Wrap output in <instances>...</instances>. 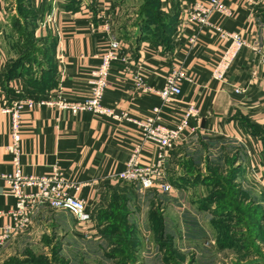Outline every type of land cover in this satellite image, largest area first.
Here are the masks:
<instances>
[{
    "label": "crops",
    "instance_id": "1",
    "mask_svg": "<svg viewBox=\"0 0 264 264\" xmlns=\"http://www.w3.org/2000/svg\"><path fill=\"white\" fill-rule=\"evenodd\" d=\"M7 1L0 0V71L9 58L4 42L10 30L6 17L13 13L9 7L11 2L7 5ZM129 1L26 0L33 37L47 44L52 71L48 86L41 92L29 89L21 77L9 80L5 84L8 93L0 90V109L13 99L36 100L47 92L58 90L68 100L84 97L88 71L98 64L107 42L105 24H108L109 33L118 39L120 51L108 68L101 100L103 106L127 111L134 119L146 117L153 108L160 106V101L152 93L136 90V78L143 86L157 90L172 70H182L185 79L178 83L180 92L160 108L159 121L173 126L184 108L193 104L199 122L189 120L186 139L165 153L166 180L173 188L171 192L160 195L163 193L141 191L134 185L112 180L110 175L123 168L130 147L138 142V131L129 122L107 121L86 112L69 116L43 105L22 110L19 113V162L22 175L43 176L54 167L65 179L79 185L75 195L84 202L90 214L87 237L101 239L108 225L101 219L103 216L130 223L128 226L121 223L122 229L116 226L114 235L123 229L128 235L149 232L147 219L151 207L157 214L161 230L172 216L171 231L185 230L190 239L188 243L195 245L197 231L202 230L198 215L216 213L218 209L212 203L202 207L200 200L196 202L197 197L204 199L206 194L200 189L197 191L200 194L195 195L196 190L192 189L194 186L200 188L199 181H192V174L185 172L188 166L192 168L193 159H197L196 163L202 167L200 170L206 174L220 163L221 157L232 159L239 172L235 177V190L256 198L262 194V203L258 198L253 205H264V66L259 64L257 52L242 47L229 65L224 80L215 81L211 78V69L224 42L210 29L198 31L192 25L178 27V16L183 9L191 2L205 0H157L164 24L173 22L172 28L168 27L167 33L162 34L166 39L163 44L155 42L150 29L132 28L122 21L123 9L129 7ZM221 1L228 6L230 16L221 19L211 14L209 20L220 29L238 33L248 45L261 49L264 46V0ZM190 38L194 39L192 43ZM9 144L8 116L0 113L1 174L12 171L11 158L5 150ZM155 153L153 145L144 144L140 154L142 163L151 161ZM13 201L0 181V230L6 220L4 213L11 209ZM164 201L171 204V210ZM141 202L144 203L141 205ZM153 208H158L157 212ZM137 215L139 220H134ZM211 218L215 217L211 215ZM211 218L206 221L210 236L213 233ZM49 234H53V242L83 236L69 214L41 208L26 232L0 247V264L22 246V241H37ZM169 238L171 245L167 248L172 249L176 246L175 238L170 235ZM215 242L213 235L207 240V243ZM190 260L177 264H193Z\"/></svg>",
    "mask_w": 264,
    "mask_h": 264
},
{
    "label": "rangeland",
    "instance_id": "2",
    "mask_svg": "<svg viewBox=\"0 0 264 264\" xmlns=\"http://www.w3.org/2000/svg\"><path fill=\"white\" fill-rule=\"evenodd\" d=\"M9 2H11L9 7L13 14L6 17L10 30L4 40L9 53L8 67H12L14 62L20 60L24 70L19 71V77L23 79V83L29 89L32 88L33 83L38 82L41 83L38 88L42 87L52 71L48 46L33 37V25L30 24L29 19L25 18L28 16L26 0H8L6 4L10 5ZM150 2V0H130L129 7L123 9L122 21L128 22L132 28L139 27L142 22L138 21H142L145 11L153 9V4ZM196 160V158L193 159L190 163L192 168L188 166L185 171L192 174V181H199L200 188L194 186L192 189L196 190V196L200 194L197 191L205 190L206 198L197 197L196 202L200 200L199 205L202 207L212 203L217 207H214L215 209L221 210V215L218 218H216L218 213L215 214V212L198 215L197 219L200 220L202 230L197 231L198 241L195 245L188 243L190 239L185 230L171 231L174 222L172 216L168 217L169 221L166 223V228L161 230L159 238L157 231H154L155 223L159 222L156 216L151 215L150 207L147 219L149 232L145 230V232L128 235L126 229H123L122 232L114 235L113 230L116 226L121 228V223L123 226H128L130 223L119 218L103 216L101 219L106 220L108 225L101 233V239L86 235L77 239L69 238L67 241L60 238L53 242L54 236L49 234L37 241H22V246L3 259L1 264H177L178 261L188 259H191L193 264H264V205L261 204L260 207L253 205L258 198L262 200V194L256 198L247 195L246 192L235 190L237 189L235 177L239 172L233 165L232 159L221 157L220 163L216 167H211L208 174L200 170L202 167L196 163ZM195 195L193 196L196 197ZM148 197L145 195V198L148 199ZM143 203L141 202V205ZM163 204L171 210L169 202L164 201ZM185 207H188L187 204ZM153 210L157 212L158 208ZM211 215L215 218H211ZM138 217V215L134 217V220ZM208 217L211 218L213 232L211 236H214L215 243H207L211 237L206 224ZM169 235L175 238L176 248H167L170 244ZM219 241L221 243L218 244ZM108 246L110 248H107Z\"/></svg>",
    "mask_w": 264,
    "mask_h": 264
},
{
    "label": "built area",
    "instance_id": "3",
    "mask_svg": "<svg viewBox=\"0 0 264 264\" xmlns=\"http://www.w3.org/2000/svg\"><path fill=\"white\" fill-rule=\"evenodd\" d=\"M252 2L253 0H247ZM216 14L219 18H228L230 11L225 2L221 0H205L191 2L178 16V27L192 25L196 30L210 29L224 42L223 50L212 66L211 78L222 82L229 65L235 58L239 49L246 47L258 53V62L264 66V46L261 49L248 45L242 36L236 32H228L213 24L209 17ZM107 31V42L103 47L98 64L90 68L86 80L87 93L84 97L68 100L60 91L47 92L41 98L13 99L7 106L0 109V113L8 116L10 144L5 148L11 158L12 171L9 174L0 173V181L5 184L8 196L13 198L11 209L4 213L5 223L0 230V247L12 237L22 234L31 226V221L36 211L47 208L53 212H65L71 216L77 230L86 236L89 212L84 202L76 197L79 185L65 179L63 174L52 167L43 176L22 175L19 162V113L25 108L40 107L41 105L52 108L57 112L75 116L86 112L91 115L113 122H129L138 131V142L133 144L128 152V157L123 168L110 175L112 180L131 184L141 191H159L168 193L173 190L166 180V151L186 139L185 128L189 120L198 124V111L191 104L187 105L173 126H166L159 121L158 112L162 106L174 99L180 92L178 83L185 79L182 70L174 69L164 77L160 89L152 90L141 84L136 78L134 88L138 91L152 93L159 98L160 106L153 108L150 115L141 119L129 117L127 111H116L110 106L101 103L105 84L108 76L109 65L115 61L120 51V43L109 33L108 24L104 25ZM193 38L189 39L192 43ZM237 93V91H236ZM196 127V126H195ZM193 127V128H195ZM144 144L155 147L154 158L149 162L141 160V151Z\"/></svg>",
    "mask_w": 264,
    "mask_h": 264
},
{
    "label": "trees",
    "instance_id": "4",
    "mask_svg": "<svg viewBox=\"0 0 264 264\" xmlns=\"http://www.w3.org/2000/svg\"><path fill=\"white\" fill-rule=\"evenodd\" d=\"M153 4V9H148V11L146 12L145 11V16L144 18L142 19V21H138L139 23L142 22V24L139 25L138 29H150V32H151V37L154 38L155 42H160V43H165L166 42V39L163 38L162 34H165L167 33V29L169 27V30L172 28L173 26V22H170L169 25H165L164 24V21H162L161 17H160V14H159V11H158V4H157V0H150ZM153 13V14H151ZM26 14L28 16H26L25 18L29 19L30 20V24L32 25V19L30 17V12L28 11V8H27V11H26ZM153 17V18H152ZM148 18V19H147ZM144 21V22H143ZM138 23V24H139ZM33 28V26H32ZM17 67V68H16ZM19 69V70H18ZM21 70H24L23 68V65L22 63L19 61H16L14 62V65L12 67H8V63L1 69L0 71V90L7 94L8 92L6 91V88H5V84L8 83L9 80L11 79H14L16 77H19V71ZM50 78V77H49ZM49 78L47 80V82L42 85V87H39L38 86L41 84L38 83H33V86L31 88V90H35L37 92H41V90H43L46 86H48V81H49ZM255 211V210H253ZM152 212V211H151ZM218 213V214H216ZM216 216H220L221 214V210H218V212H216ZM151 215H154L156 216L157 218V214L152 212ZM157 221L159 222L158 224L155 223L156 226L155 227V230L154 231H157V236L160 238L161 236V228H160V221L158 220L157 218ZM163 239V238H162ZM221 243L220 241L218 242V244ZM119 245V244H117Z\"/></svg>",
    "mask_w": 264,
    "mask_h": 264
}]
</instances>
